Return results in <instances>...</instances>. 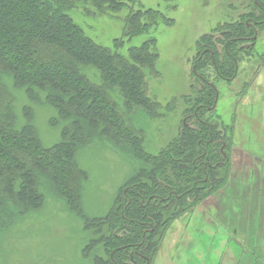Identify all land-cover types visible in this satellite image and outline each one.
Masks as SVG:
<instances>
[{
  "label": "trees",
  "instance_id": "1",
  "mask_svg": "<svg viewBox=\"0 0 264 264\" xmlns=\"http://www.w3.org/2000/svg\"><path fill=\"white\" fill-rule=\"evenodd\" d=\"M74 2L111 11L126 5V0H0V239L25 238L27 230L21 228L40 210H59L46 194L50 188L83 220L82 229L96 235L86 240L94 248L89 255L85 251L92 264H151L159 229L228 181L229 146L203 116L215 108L219 94L203 67L233 79L238 52L253 48L264 28V0H247L245 7L232 10L224 5L230 19L220 18L198 41L193 72L199 88L187 103L192 122H185L184 134L158 155L145 151L142 128L134 123L138 111L154 115L157 106L146 81L158 56L156 37L123 55L85 35L64 11ZM160 17L166 18L161 9H131L124 36L156 31L163 24ZM88 67L98 70V78L88 75ZM18 90L25 96L20 106ZM36 104L50 112V127L58 128L51 144L41 137ZM108 145L135 165L110 212L90 217L83 205L90 178L85 161L117 157Z\"/></svg>",
  "mask_w": 264,
  "mask_h": 264
},
{
  "label": "rangeland",
  "instance_id": "2",
  "mask_svg": "<svg viewBox=\"0 0 264 264\" xmlns=\"http://www.w3.org/2000/svg\"><path fill=\"white\" fill-rule=\"evenodd\" d=\"M247 4V0H126L116 11L91 2L66 4L64 11L86 36L123 55L130 46L156 37L158 56L154 69H147L146 81L147 94L157 106L154 115L138 111L134 123L142 128L145 151L158 155L184 134L185 122H192L187 103L199 88L193 72L198 41L211 34L220 18L230 19L224 5L232 10ZM150 7L162 10L166 18L158 20L163 24L154 32L125 37V18L131 9ZM254 43L253 48L238 52L240 60L231 80L219 77L213 67H203L219 92L215 108L203 116L229 146L230 174L224 186L159 229L151 264H264V28ZM86 72L98 78L96 68L88 67ZM18 91L20 106L25 96ZM43 107L35 105L36 120L41 137L50 142L58 137V128L50 127V112ZM107 149L117 157L89 156L85 161L90 178L85 182L83 205L90 217L110 212L119 187L135 165L129 155L122 156L111 145ZM46 191L59 210L52 211L50 206L40 210L34 221L21 228L27 230L25 238L21 234L15 241L0 239L1 264H92L86 255L94 248L86 240L96 235L82 229L83 220L55 199L52 189Z\"/></svg>",
  "mask_w": 264,
  "mask_h": 264
}]
</instances>
